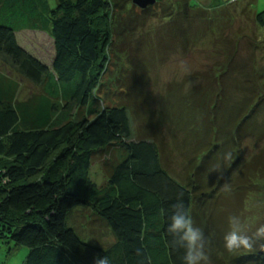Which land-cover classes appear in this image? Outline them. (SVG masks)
Masks as SVG:
<instances>
[{
  "label": "trees",
  "instance_id": "trees-1",
  "mask_svg": "<svg viewBox=\"0 0 264 264\" xmlns=\"http://www.w3.org/2000/svg\"><path fill=\"white\" fill-rule=\"evenodd\" d=\"M56 1L53 9L47 0H0V241L27 248L24 264H94L97 257L103 256L111 264H180L182 250L171 246L166 225L172 206L182 202L207 237L210 264H222L218 257L221 255L229 258V264H264V240L255 242L251 249L229 251L224 246L229 217L224 232L218 233V228L211 227L216 215L207 212L206 207L202 210L208 192L203 186L201 169L197 168L198 159L192 178L183 183L165 167L158 133L157 137L150 136L154 132L149 129V135L135 138L131 110L141 113L143 102L123 100L120 105L108 106L99 95L102 77L110 64L117 58L133 55L131 42L134 52L143 43L151 48L156 46L152 40L155 38L145 29L155 14L172 22L216 12L236 19L230 13L232 8L236 12L237 5H245V16V8L254 9L256 0H217L205 7L198 0H176L155 14L152 5L140 7L141 13L130 11L127 1ZM253 11L260 30L250 45L259 47V43H264V11ZM25 32L47 35L53 41L50 63L22 46L19 37ZM137 34L141 40L134 41ZM181 34L182 30L176 29L171 35L174 38ZM163 42L158 43V48L166 44ZM228 48L224 72L216 73V95L217 86L222 92L214 99L216 95H210L213 87L208 88V99L203 101H211L208 105L212 107L208 106V117H203L201 124L209 121L217 125L221 120L219 113L237 112L232 116L235 121L224 120L229 141L223 139L220 127L209 128L205 135L213 137L211 142L202 141L194 152L202 148L198 157L207 155L203 164L209 161V168H215V154L233 143V153L225 161L231 162L230 172L250 134L251 122L260 145L264 142V130H257L259 113L264 111V86H259L263 77L258 78L255 89L246 84L245 81H253L246 79L244 73L254 74L257 69L247 65H251L250 61L239 58V50L232 43H228ZM227 62H238L240 67L229 69ZM242 65H246V71ZM237 70L243 72L244 84L236 89L246 94V103L240 105L229 97L222 107L220 98L228 93L223 79ZM144 71L149 74L148 67ZM126 81L128 86L138 84L137 97L149 99V75L136 72ZM24 85L35 89L27 98H22ZM229 106L232 108L227 110ZM222 146L226 148L220 149ZM231 151L232 147L228 153ZM102 156L107 178L100 186L92 179L91 170L94 159ZM255 161L254 166L246 169L247 181L239 177L233 180L237 185L233 195L240 198L238 205L241 204V210L230 213L233 216L241 214L247 198L257 196L254 178L264 176V152ZM219 163L221 180L226 175V164ZM209 195L213 196L211 192ZM80 209H89L100 220L111 237L108 242H103L102 234H96L98 241L94 243L82 236L79 225L73 221L74 213ZM261 224L264 222L257 223V227Z\"/></svg>",
  "mask_w": 264,
  "mask_h": 264
},
{
  "label": "rangeland",
  "instance_id": "rangeland-1",
  "mask_svg": "<svg viewBox=\"0 0 264 264\" xmlns=\"http://www.w3.org/2000/svg\"><path fill=\"white\" fill-rule=\"evenodd\" d=\"M118 1H127L128 10L141 13L140 6L134 5V0ZM174 1L176 0H156V3L152 5L153 14L161 11L165 4L170 5ZM47 2L53 9L56 8V0H47ZM198 2L202 7H205L212 2L216 3L217 0H198ZM237 7L236 12H234L233 8L231 12L229 11L232 14L234 13L233 15L236 16V19L235 17L230 19L231 16L228 14L216 12L186 20H184L185 18L176 19L172 22L170 18H164L162 14H155L154 18L152 17L147 21L145 29H147L146 33L149 36L155 38L151 39L154 40L156 46L151 48L145 46L143 43V45L137 46V51L134 52L135 45L131 42L129 47L133 51H131L133 55H131V58H128V56L117 58L114 63L110 64L102 77V85L99 90V95L103 97L108 106L120 105L123 100L128 103L140 104V101L143 102L144 109L141 110V113L136 114L133 109L131 110L134 119L135 138L138 139L140 136L149 135L146 133L147 130L150 131L149 129L154 132L152 134L150 132V136L155 135L157 137L155 133H158L159 137L157 139L162 147L164 165L171 174L183 183L192 178L196 170L194 165L198 159L197 168L201 169V175L204 176L202 179L204 181L203 186L206 192H208V195L205 197L207 204L202 207V210L206 207L207 212H214L216 219H214L215 224L211 227L218 228V233L226 230L227 219L233 216L230 213L237 209L241 210V204L238 205L240 198L233 195L235 186H237L233 183V180L239 177L247 181L246 169L254 166L255 160L264 152V142L260 145L259 137L251 129L252 122L250 123V134L242 143L241 155L238 158V162L234 167L232 166L230 172H228V169L231 167V162L226 164L229 159L226 161L225 156L231 147L232 151L230 154L232 155L233 143L232 146L230 144L226 146L225 144L227 149L222 153L215 154L213 159L215 168H209L211 164L209 161L203 164V161L208 157L207 155L202 158L198 157L202 148L199 147V151L194 152L202 141L205 143L211 142L213 137L209 135L207 138V135H205L209 128L212 130L219 129L220 127L223 139L228 140L224 120L235 121V118L232 116L237 112L230 115L219 113L218 116L221 120H219L217 125L209 123V121L208 123L203 122L201 124L202 118L208 117V109L210 107L208 103H211V101L206 102L203 99H208L207 92L210 87H213L210 95H216V73L220 72L219 70H222V66L225 65L227 59L225 54L230 50L228 43H232V45L237 47L239 50L238 56L241 60L244 62L250 61L251 65H247L257 69L254 75L252 72L246 71V65H242L246 71L244 73L246 79L250 77V80L253 81H245L246 84L248 86L251 84L249 87L255 89L258 78L263 77V82L259 83V86H264V43H259V47L255 44L254 47L250 45L252 44L251 40L258 35L260 30L256 26L254 20L255 12L253 10L263 12L264 0H256L254 9L250 6L246 7L245 16L242 13V8L245 5H237ZM20 25H23V23L20 22ZM173 29H181L182 34L173 38V35H171L175 31ZM183 35H186V38ZM42 36L29 37V43L21 37V43L28 46L34 55L40 57L46 63H50L54 53L53 41L47 35ZM133 40H141V37L137 34L136 37H133ZM162 40L166 44L158 48V43ZM129 62L133 63L134 66L128 65ZM145 66L148 67L149 74L147 71H144ZM227 66L229 69H237L240 67V64L238 62L234 64L227 62ZM136 72L137 75L142 76L145 73V75H149L150 77V85L146 88V92L150 93L149 99L137 97L138 84L128 86L129 82L127 83L126 78L130 79ZM221 72H224V70ZM242 74L243 72L237 70L230 76L226 75L223 79L226 85H224V88L227 89L228 93L227 96L224 93L220 98L222 107L224 101L229 97L236 103L240 102V105L246 103V94L236 89L237 86L239 87L244 84V75ZM23 87L22 98H27L35 92L33 87H29L28 89L25 85ZM217 89L218 92L214 99L222 92L218 86ZM128 90H130V96H128ZM205 104H207V109H203ZM231 108L229 106L227 110ZM246 110L248 112V108ZM259 114L258 132L264 130V111ZM246 115L247 113L244 114V116ZM251 132H253V135H251ZM225 146H222L220 149ZM193 156L197 157L191 158ZM219 161H223V164H226L223 167L226 175L221 180H219L221 177L219 173L222 167ZM231 161L235 162L232 159ZM104 162L105 158L102 156L96 157L92 164V179L100 186L105 184L107 178L103 167ZM217 174L219 175L216 177ZM254 180H257V184L254 186L256 191L253 189L257 192V196L247 198V204L243 205L242 212L239 215L245 230L249 234L256 230L257 223L264 222V176H256ZM215 187L219 189L213 191ZM209 192L213 196H210ZM204 213L199 216L200 220L203 219ZM73 221L79 225L78 227L82 236L90 242L94 243L98 241L96 234L103 235V242H108L111 238L105 226L100 223V220L89 209L77 210L73 215ZM223 228L224 231L222 230ZM219 237L220 234L215 236L217 244ZM96 244L101 246L99 243ZM28 252V249L25 247H16L13 243L0 241V264H24ZM218 257L221 258L222 264H229L227 262L229 260L228 257L224 255Z\"/></svg>",
  "mask_w": 264,
  "mask_h": 264
},
{
  "label": "clouds",
  "instance_id": "clouds-1",
  "mask_svg": "<svg viewBox=\"0 0 264 264\" xmlns=\"http://www.w3.org/2000/svg\"><path fill=\"white\" fill-rule=\"evenodd\" d=\"M227 153L225 158H230ZM166 231L171 237V246L180 251V264H210L207 249L208 240L202 228L196 226L182 202L172 206L167 217ZM230 230L224 236V246L227 250L244 248L251 249L257 241L264 240V224L256 228L251 235L245 230L239 216L229 218ZM94 264H111L107 256L97 257Z\"/></svg>",
  "mask_w": 264,
  "mask_h": 264
},
{
  "label": "crops",
  "instance_id": "crops-1",
  "mask_svg": "<svg viewBox=\"0 0 264 264\" xmlns=\"http://www.w3.org/2000/svg\"><path fill=\"white\" fill-rule=\"evenodd\" d=\"M23 36H22V38H24L28 43H29V37H35L36 35L38 36V37H43L42 35H39V34H36V33H33V32H25L24 34H22ZM22 38H20L19 37V42L21 43V39ZM30 44H31V42H30ZM25 49H27V50H29V52H31L32 53V51H31V49H29V47L28 46H26V45H22Z\"/></svg>",
  "mask_w": 264,
  "mask_h": 264
},
{
  "label": "water",
  "instance_id": "water-1",
  "mask_svg": "<svg viewBox=\"0 0 264 264\" xmlns=\"http://www.w3.org/2000/svg\"><path fill=\"white\" fill-rule=\"evenodd\" d=\"M134 3L145 9L151 5H154L156 0H134Z\"/></svg>",
  "mask_w": 264,
  "mask_h": 264
}]
</instances>
